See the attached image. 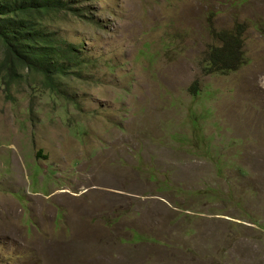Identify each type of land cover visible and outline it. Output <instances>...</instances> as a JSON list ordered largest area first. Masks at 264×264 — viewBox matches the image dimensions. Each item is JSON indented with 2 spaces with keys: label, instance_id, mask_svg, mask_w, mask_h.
Returning a JSON list of instances; mask_svg holds the SVG:
<instances>
[{
  "label": "rangeland",
  "instance_id": "rangeland-1",
  "mask_svg": "<svg viewBox=\"0 0 264 264\" xmlns=\"http://www.w3.org/2000/svg\"><path fill=\"white\" fill-rule=\"evenodd\" d=\"M68 1L56 89L0 71V264H264V0Z\"/></svg>",
  "mask_w": 264,
  "mask_h": 264
},
{
  "label": "trees",
  "instance_id": "trees-1",
  "mask_svg": "<svg viewBox=\"0 0 264 264\" xmlns=\"http://www.w3.org/2000/svg\"><path fill=\"white\" fill-rule=\"evenodd\" d=\"M73 14L85 19L88 12L68 0H0V42L3 60L0 71L5 73V84L11 88L22 69L41 74L50 89H56L62 64L79 63V43L69 46L41 23L54 15ZM223 47L211 50L208 72L236 71L245 63L242 40L230 33H220Z\"/></svg>",
  "mask_w": 264,
  "mask_h": 264
},
{
  "label": "bare ground",
  "instance_id": "bare-ground-1",
  "mask_svg": "<svg viewBox=\"0 0 264 264\" xmlns=\"http://www.w3.org/2000/svg\"><path fill=\"white\" fill-rule=\"evenodd\" d=\"M79 233H81V232H79ZM87 235V234H86ZM77 236V235H76ZM81 236V235H80ZM88 236V235H87ZM87 236H85V238L87 237ZM78 237H79V235H78ZM80 238V237H79ZM76 239V238H75ZM83 239V238H82ZM80 240V239H79ZM88 240H89V238H88ZM91 240H92V238H91ZM77 242V241H76ZM81 242V241H80ZM91 242V241H90ZM76 244H78V243H76ZM81 245V244H80ZM73 247H76V246H73ZM88 248V247H87ZM81 249V248H80ZM82 250V249H81ZM84 250V249H83ZM68 251V250H67ZM73 251V250H72ZM79 251V250H78ZM76 252H77V250H76ZM78 253V252H77ZM54 254H56V252H54ZM69 254V253H68ZM74 254V253H73ZM82 254V253H81ZM57 255V254H56ZM71 255V254H70ZM75 255V254H74ZM69 256V255H68ZM71 256H73V255H71ZM75 257V256H74ZM53 258H55V256L53 257ZM62 258V257H61ZM69 259V258H68ZM68 259H67V261H68ZM72 259H73V257H72ZM76 259V258H75ZM74 259V260H75ZM65 260V259H64ZM70 260H71V258H70ZM74 260H72L73 262H74ZM55 261H57V260H55ZM60 263H61V261H60ZM69 263V262H68ZM76 264V263H75Z\"/></svg>",
  "mask_w": 264,
  "mask_h": 264
}]
</instances>
